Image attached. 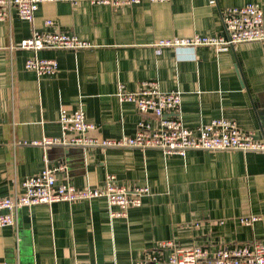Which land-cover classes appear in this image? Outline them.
Wrapping results in <instances>:
<instances>
[{
    "label": "crops",
    "instance_id": "crops-1",
    "mask_svg": "<svg viewBox=\"0 0 264 264\" xmlns=\"http://www.w3.org/2000/svg\"><path fill=\"white\" fill-rule=\"evenodd\" d=\"M264 0H171L110 6L67 1L40 3L33 22L13 10L0 21V198L23 192V182L47 165L66 164L58 182L98 188L115 176L121 185L147 186L140 207L112 216L117 206L98 197L35 204L17 212V225L0 228V264H136L159 243L201 246L210 252L264 244V154L156 148L65 147L23 144L62 136L63 110L83 109L102 139L132 136L144 119L135 103H120L118 88L137 91L158 80L182 94L183 123L197 132L215 118L237 122L264 139V42L217 52L210 46L157 48L163 38L224 34L223 12ZM54 25L47 26L46 20ZM34 30L76 34L93 46L78 51L19 44ZM15 46L12 50L11 47ZM56 59L54 75L26 68L30 56ZM44 155H47L48 162ZM258 216L253 224L243 218ZM171 249L158 251L165 258Z\"/></svg>",
    "mask_w": 264,
    "mask_h": 264
},
{
    "label": "built area",
    "instance_id": "built-area-1",
    "mask_svg": "<svg viewBox=\"0 0 264 264\" xmlns=\"http://www.w3.org/2000/svg\"><path fill=\"white\" fill-rule=\"evenodd\" d=\"M45 1H67L74 5L79 2L124 6L139 4L143 1L164 3L171 0H0V21L10 18L17 10L21 18L33 22L40 3ZM215 5L217 0H208ZM224 34L188 37L163 38L156 42L157 48H180L210 46L217 52L230 51L234 46L252 41L264 42V13L261 5L250 2L234 6L223 12ZM47 26L54 25L53 20H46ZM22 49L37 52L44 48H56L78 51L93 44L76 34L62 31L34 30L32 35L19 44ZM15 46H12L13 50ZM25 66L38 75H54L59 69L56 59L39 58L35 55L27 58ZM120 103H135L143 114H153L158 118L157 126H152L142 119L132 136L102 139L93 134L96 125L86 120L83 109L73 112L63 110L60 117L61 137H45L42 140L21 142L23 144L82 148L135 147L142 150L156 148L168 154L185 156L189 150H239L255 151L264 154V139H257L252 132L243 131L236 121L228 118H215L202 124L197 132L188 128L181 117L182 94L180 91H163L159 81L141 82L137 91H128L120 85L117 92ZM48 162L47 155H44ZM66 171V164L47 165L40 173L29 176L24 182V191L12 196L0 198V228L17 225V212L23 207L54 202L90 200L105 197L111 206H117L112 216H126L131 207H140L143 198L149 193L147 186L121 185L115 176H108L102 187L78 188L69 183L58 182V175ZM258 216L243 218L251 225ZM170 248L169 255L161 258L158 251ZM136 264H264V244L253 242L235 248L222 247L210 252L201 246L180 247L172 241H164L154 252L148 253Z\"/></svg>",
    "mask_w": 264,
    "mask_h": 264
}]
</instances>
